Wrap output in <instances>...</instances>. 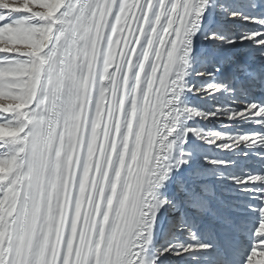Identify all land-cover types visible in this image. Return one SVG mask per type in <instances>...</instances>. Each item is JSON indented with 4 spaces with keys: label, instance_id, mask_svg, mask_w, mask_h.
Segmentation results:
<instances>
[{
    "label": "snow or ice",
    "instance_id": "obj_1",
    "mask_svg": "<svg viewBox=\"0 0 264 264\" xmlns=\"http://www.w3.org/2000/svg\"><path fill=\"white\" fill-rule=\"evenodd\" d=\"M210 3L0 0V264H144ZM229 118L264 124V106ZM256 235L246 264L264 260V223Z\"/></svg>",
    "mask_w": 264,
    "mask_h": 264
},
{
    "label": "bare ground",
    "instance_id": "obj_2",
    "mask_svg": "<svg viewBox=\"0 0 264 264\" xmlns=\"http://www.w3.org/2000/svg\"><path fill=\"white\" fill-rule=\"evenodd\" d=\"M215 5L216 1L211 0L199 30L192 37V52L184 85L186 89L193 90H186L178 101L181 119L175 138L176 146L169 154V176L156 190L157 199L168 203L155 216L151 242L145 245L144 264H216V250L203 247L205 244L202 245L201 238L205 235L212 239L220 232L222 236L248 244V257L254 245L239 236L231 225L232 220L237 219L242 224L248 221L257 224L258 228L264 223V143L248 141L235 144L240 137L244 141L251 139L242 137L244 135L264 136V124L260 123V118H229L247 105L264 106V45L256 41L239 42L242 36L264 32V12L248 15V28L234 47L228 45L227 49L213 52L207 47L205 34L214 19ZM255 16H258L257 19ZM2 42L3 38H0ZM254 51L256 54L253 57L246 58ZM231 56L238 61V67L221 76H214L219 77L222 85L231 90L229 98H220L228 94L223 86L220 92L214 88L197 93L194 89L202 81L207 83L214 79L200 80L195 77L207 68L206 62L212 60L216 67L219 58ZM240 86L242 94L238 93ZM193 105L199 107L200 115L193 113ZM207 108L211 110L206 114ZM0 135H3L2 129ZM221 136L225 139L220 140ZM225 145L232 147L226 148ZM189 151L196 154L194 159L187 157ZM201 154L206 158L202 159ZM181 158L187 163L180 164ZM195 171L208 176L197 179L193 177ZM260 171L263 175L259 174ZM253 177L260 179L251 182ZM244 180L250 182L241 183ZM205 205L208 211L202 210ZM222 221H227V226ZM176 223L177 227H170ZM257 231L253 236L261 239L256 235ZM198 235L201 238L195 240ZM4 239V234L0 233V246ZM168 249L171 251H166ZM247 257L241 264H246ZM260 259L262 257L258 256L257 260ZM259 264H264V260Z\"/></svg>",
    "mask_w": 264,
    "mask_h": 264
},
{
    "label": "rangeland",
    "instance_id": "obj_3",
    "mask_svg": "<svg viewBox=\"0 0 264 264\" xmlns=\"http://www.w3.org/2000/svg\"><path fill=\"white\" fill-rule=\"evenodd\" d=\"M216 5H215V10H214V19L210 23V29H208L207 33L205 34V41L207 44V47L213 51V52H218L221 51L222 48H226L227 46L230 45V47H234L235 44H225L224 46H217L214 42L210 41L207 39L209 35H216L218 37L223 38L225 41H238L243 33L248 28V15L250 16V13L256 12L257 15H260V13L264 12V0H215ZM253 7V8H252ZM256 8V9H255ZM250 11V12H249ZM247 12V13H246ZM233 13H237L235 17H233ZM216 15V16H215ZM247 15V16H246ZM223 16V17H222ZM258 16H255V19H257ZM0 38H3L2 32H0ZM250 57V56H249ZM195 77H198V74L195 75ZM202 84L195 87V91L197 93L204 92L206 90H212L216 87H221L222 82L219 77L214 78L213 80L204 83L203 81L201 82ZM224 87V86H223ZM222 88V87H221ZM225 88V87H224ZM225 90L228 92L227 96H216V98H221V99H228L229 98V93L230 89L225 88ZM242 87L240 86L238 89V93L242 94ZM250 105H247V107ZM199 110V111H198ZM211 108L205 109V113H209ZM192 111L193 113H199L200 109L197 105L192 106ZM218 130V129H217ZM197 133V129L196 132ZM197 137V135H196ZM189 154V156H188ZM194 154L193 152L189 153L187 152V157L189 159H194ZM201 158L204 159L206 158V155L201 154ZM208 176V174H198L197 171H195V175L193 177L197 179H204ZM216 200V198H215ZM255 207V206H254ZM256 208V207H255ZM178 223L172 224L170 227H177ZM220 234H222L220 232ZM199 238H194L195 240H199L201 238L200 235H198ZM204 245V244H202Z\"/></svg>",
    "mask_w": 264,
    "mask_h": 264
}]
</instances>
